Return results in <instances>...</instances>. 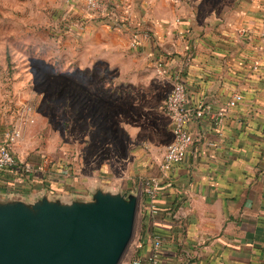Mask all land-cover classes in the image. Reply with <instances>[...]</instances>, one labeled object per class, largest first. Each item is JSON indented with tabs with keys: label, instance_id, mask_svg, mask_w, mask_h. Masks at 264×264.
I'll return each instance as SVG.
<instances>
[{
	"label": "crops",
	"instance_id": "crops-1",
	"mask_svg": "<svg viewBox=\"0 0 264 264\" xmlns=\"http://www.w3.org/2000/svg\"><path fill=\"white\" fill-rule=\"evenodd\" d=\"M63 1L95 31L112 35L117 51L125 50L142 65L161 60L166 73L160 76L169 91L181 81L189 104L207 108L189 123L193 142L186 158L162 175L159 164L172 135L163 100L170 139L141 162V178L161 181L155 214L146 198L138 201L135 223L138 214L142 247L135 246L137 254H148L157 236L159 264H264V0H239L227 13L204 19L181 0H104L126 18L128 26L122 28L81 2ZM132 30L147 34L136 47L130 46ZM233 94L241 100L226 108ZM222 108L226 111L216 123L212 116ZM73 183L0 172V197L84 195Z\"/></svg>",
	"mask_w": 264,
	"mask_h": 264
},
{
	"label": "rangeland",
	"instance_id": "rangeland-1",
	"mask_svg": "<svg viewBox=\"0 0 264 264\" xmlns=\"http://www.w3.org/2000/svg\"><path fill=\"white\" fill-rule=\"evenodd\" d=\"M181 1L204 19L239 0ZM63 2L0 0V139L18 131L17 158L65 165L68 176H51L84 195L101 187L145 199L141 162L170 139L162 110L168 82ZM138 222L137 214L118 264L137 255Z\"/></svg>",
	"mask_w": 264,
	"mask_h": 264
},
{
	"label": "water",
	"instance_id": "water-1",
	"mask_svg": "<svg viewBox=\"0 0 264 264\" xmlns=\"http://www.w3.org/2000/svg\"><path fill=\"white\" fill-rule=\"evenodd\" d=\"M137 205L135 193L101 187L68 200L0 197V264H118Z\"/></svg>",
	"mask_w": 264,
	"mask_h": 264
},
{
	"label": "built area",
	"instance_id": "built-area-1",
	"mask_svg": "<svg viewBox=\"0 0 264 264\" xmlns=\"http://www.w3.org/2000/svg\"><path fill=\"white\" fill-rule=\"evenodd\" d=\"M81 2L88 10L100 13V15L109 17L114 25L118 28L128 26L127 20L124 16L117 15L115 10H109V5L102 0H76ZM115 4V3H113ZM262 20L264 23V12L262 14ZM130 46L136 47L139 44L141 37H147V34L137 30L130 32ZM156 71L165 75L166 70L163 67L161 60H156ZM241 100L240 94H233L226 103L227 107L235 106ZM207 108L198 104L192 107L189 104L187 98L186 86L176 80L170 91L168 92L164 100V113L170 118L172 122L171 128V140L166 145L162 160L159 164V169L162 175H165L171 166L182 162L193 142V136L190 133L188 126L189 123L195 118H200L204 114ZM226 109H220L216 114H213V118L216 123H219L222 119ZM19 137V132L16 130H7L3 133L0 139V171H7L14 168L17 165V157L12 151V145ZM21 174L24 177H32L43 175L44 178L52 177L55 171H60L61 176L66 177L69 175V171L65 165H55L49 160L43 159L38 163L21 162ZM55 168V169H53ZM59 168V170H58ZM43 178V179H44ZM161 179L158 176H148L144 179L143 190L147 200V208L150 214L157 212L155 202L160 187ZM138 248L142 247L141 243L137 244ZM162 244L161 240L157 236H152L151 246L148 254H137L129 264H159L160 250Z\"/></svg>",
	"mask_w": 264,
	"mask_h": 264
},
{
	"label": "trees",
	"instance_id": "trees-1",
	"mask_svg": "<svg viewBox=\"0 0 264 264\" xmlns=\"http://www.w3.org/2000/svg\"><path fill=\"white\" fill-rule=\"evenodd\" d=\"M108 5H109V10L110 11L113 10V8H111V4L108 3ZM101 18H105V16H103ZM17 160H18L17 165L14 168H11V169H9L7 171H0V172L5 173V174H10V176H12L14 173H17V174L22 176L21 168H20L21 167V162L34 163V162L28 161V159L24 160V161H21V160H19V158H17ZM22 177H24V176H22Z\"/></svg>",
	"mask_w": 264,
	"mask_h": 264
}]
</instances>
